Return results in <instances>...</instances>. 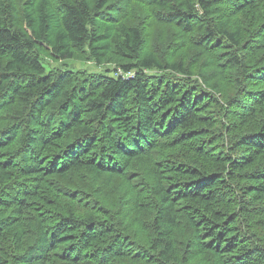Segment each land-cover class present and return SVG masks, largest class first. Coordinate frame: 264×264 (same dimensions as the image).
Wrapping results in <instances>:
<instances>
[{"label": "trees", "instance_id": "obj_1", "mask_svg": "<svg viewBox=\"0 0 264 264\" xmlns=\"http://www.w3.org/2000/svg\"><path fill=\"white\" fill-rule=\"evenodd\" d=\"M0 264H264V0H0Z\"/></svg>", "mask_w": 264, "mask_h": 264}, {"label": "rangeland", "instance_id": "obj_2", "mask_svg": "<svg viewBox=\"0 0 264 264\" xmlns=\"http://www.w3.org/2000/svg\"><path fill=\"white\" fill-rule=\"evenodd\" d=\"M239 18H241V16H239ZM42 63L44 64L47 70H50L52 67H65L73 70L80 69V70H87L89 72L102 73L107 68L112 70L113 68H117V66L115 65L116 60L113 57L103 60L102 63L98 66L95 65L92 61L80 56H75V59H68L60 62H48L43 59ZM209 68L211 69V67ZM116 70L119 71L120 69L117 68ZM109 75H113V73H109ZM230 88L231 87L228 88L229 92H230ZM215 95L216 97H219V94H215Z\"/></svg>", "mask_w": 264, "mask_h": 264}, {"label": "bare ground", "instance_id": "obj_3", "mask_svg": "<svg viewBox=\"0 0 264 264\" xmlns=\"http://www.w3.org/2000/svg\"><path fill=\"white\" fill-rule=\"evenodd\" d=\"M38 61V60H37ZM39 62V61H38Z\"/></svg>", "mask_w": 264, "mask_h": 264}]
</instances>
